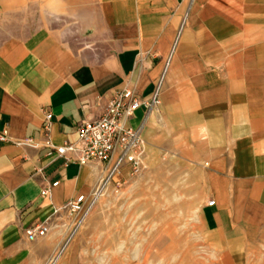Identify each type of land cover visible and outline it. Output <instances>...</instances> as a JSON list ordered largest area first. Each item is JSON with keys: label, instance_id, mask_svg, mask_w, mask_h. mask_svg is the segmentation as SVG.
<instances>
[{"label": "crops", "instance_id": "obj_1", "mask_svg": "<svg viewBox=\"0 0 264 264\" xmlns=\"http://www.w3.org/2000/svg\"><path fill=\"white\" fill-rule=\"evenodd\" d=\"M161 79V105L129 121L143 130V173L185 181L186 196L196 189L205 243L225 264L258 255L264 0H0V131L9 132L0 143V264H46L79 219L66 205L89 199L104 178L107 163H70L46 139L55 148L75 140L116 92L151 98ZM45 112L54 116L48 136ZM28 138L41 147L15 145ZM132 179L126 166L114 182ZM44 222L51 231L29 241L26 229ZM87 257L76 231L56 264H101Z\"/></svg>", "mask_w": 264, "mask_h": 264}, {"label": "rangeland", "instance_id": "obj_2", "mask_svg": "<svg viewBox=\"0 0 264 264\" xmlns=\"http://www.w3.org/2000/svg\"><path fill=\"white\" fill-rule=\"evenodd\" d=\"M29 12H23V25L28 23ZM143 172L118 191L116 184L104 190L77 230L88 260L101 264H225L221 253L205 243L196 189L186 196L185 181L169 183L166 177L162 183ZM260 243L261 250L249 264H264V240Z\"/></svg>", "mask_w": 264, "mask_h": 264}, {"label": "built area", "instance_id": "obj_3", "mask_svg": "<svg viewBox=\"0 0 264 264\" xmlns=\"http://www.w3.org/2000/svg\"><path fill=\"white\" fill-rule=\"evenodd\" d=\"M162 79L156 87L151 98L142 99L132 90H122L116 92L105 107L102 117L96 121H87L78 127L77 137L72 141H65L57 148L51 144L47 138L42 146L49 149V153L55 151L63 156L68 162H76L80 165H87L91 162L107 163L108 167L104 173L96 192L88 199L85 195H80L74 202L68 203L65 210L71 216H79L75 224V229L69 235L68 239L59 249L47 260L46 264H56L61 258L65 249L72 241L77 229L84 223L90 211L104 190L112 184L119 187L126 183V180L114 182L115 176L121 173V170L128 166L131 176L141 174L144 167L146 145L143 140L142 127H131L129 121L135 116L140 108L153 109L161 105ZM46 122L43 126L44 133L48 136L51 130V124L54 116L51 112H45ZM9 141V132L0 131V143ZM16 146L40 148L41 145L32 138L24 141L15 142ZM56 184H48L43 188L42 195L49 197L51 189ZM211 201L209 205H215ZM51 231L49 222L38 223L26 229L25 235L29 241H36L45 238Z\"/></svg>", "mask_w": 264, "mask_h": 264}]
</instances>
